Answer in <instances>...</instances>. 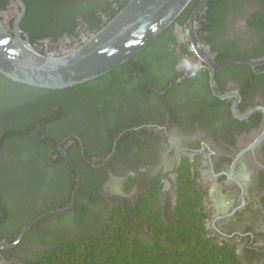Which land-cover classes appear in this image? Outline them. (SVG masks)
<instances>
[{
    "label": "flooded vegetation",
    "instance_id": "af4514ba",
    "mask_svg": "<svg viewBox=\"0 0 264 264\" xmlns=\"http://www.w3.org/2000/svg\"><path fill=\"white\" fill-rule=\"evenodd\" d=\"M200 1L191 0L183 16L156 41L158 47L163 39L161 49L168 52L162 59L166 78L161 90L154 88L157 96L149 93L140 98L148 89L139 90L137 85L129 84L134 76L123 67L104 77L98 86L102 90L96 95L86 94L85 88L81 89L83 95L80 90L71 93L76 98L72 101L90 105V109L80 111L73 106L63 122L57 120V115H50L56 114L51 112L54 110L51 104L43 110L22 100L21 108L13 104L11 107L15 113H22V120L27 123L46 114L32 124L39 130L42 141L40 145L37 141L34 144L40 150L38 164L49 172L70 167L74 182L70 199L61 207L71 201L73 194L76 200L81 170L85 167L102 171L101 178L90 187L97 186L103 205H123L136 212L139 196L153 191V183L158 179L160 194L156 201L160 200V206L168 214L186 188L193 190L201 200L200 204L196 202L202 215L198 219L206 235L213 237L217 245L227 243L241 264H264V0H231L229 12L220 11L212 3L215 0L206 1L194 18L195 35L214 63L233 60L213 69L191 50L189 41L179 42L176 32L180 30L186 37L190 16ZM22 2L27 10V3ZM112 3L114 14L109 19L122 4ZM21 9L17 0H0L2 17L11 31ZM215 12L222 19L219 26L212 21L216 20ZM79 21L82 22L69 25L71 33L39 36L38 48L57 49L75 44L74 40L78 41L91 28L84 22L77 27ZM19 26L30 37L23 19ZM70 34H76L73 40ZM151 75L144 73L148 80L161 79L159 74L155 78ZM114 87L120 88L117 94L114 91L107 94ZM7 93L14 98L11 91ZM163 97L170 102L166 104ZM140 100L147 104L140 105ZM193 107L198 111L192 112ZM54 108L59 110L57 106ZM239 153V161L235 162ZM5 161L10 164V157L7 153L0 154V166ZM92 203L89 214H95L91 208L98 206ZM52 210L55 209L45 213ZM22 218L20 215L3 225L0 244L13 242L34 219L18 233L10 234ZM138 221L141 223V219ZM96 222L103 224L95 218L91 226ZM19 242L0 249V264H25L23 255L15 248ZM31 249L34 251L35 247L32 245Z\"/></svg>",
    "mask_w": 264,
    "mask_h": 264
},
{
    "label": "trees",
    "instance_id": "16d2710c",
    "mask_svg": "<svg viewBox=\"0 0 264 264\" xmlns=\"http://www.w3.org/2000/svg\"><path fill=\"white\" fill-rule=\"evenodd\" d=\"M24 1L27 3V10L23 22L31 33V42L39 46L36 40L39 36L58 35L64 31L71 33L72 27L69 25H76L78 20L86 23L91 29L98 28L103 18L114 14L112 1L123 4L128 0ZM230 1L215 0L212 3H216L220 11L224 9L229 12ZM188 7L189 5L186 9ZM186 9L182 11L178 20ZM214 15L216 20L212 21L219 26L222 19L216 12ZM82 22L79 21L77 27ZM160 38L161 36L124 65L112 70L127 68L134 76L129 84L137 85L139 90L148 89L140 98L148 96L149 93L150 96H157L154 88L161 90L162 80L166 78L165 63L162 59L167 57L168 52L167 49H161L163 39L157 47L156 41L158 42ZM111 72L63 89L33 87L12 81L0 74V109L3 111L0 112V135L5 134L3 137L0 136V139L2 138L0 154L7 153L11 162L9 164L5 161V164L0 166V229L6 222L17 220L22 215L20 224L10 234L18 233L20 228L35 216L63 206L66 200L70 199L74 185L70 167L49 172L40 168L38 164L40 150L34 144L37 141V145H40L42 141L39 130L32 124L44 119L46 114L44 117L35 116L31 123H27L22 120V113L13 111L14 107L21 108L22 100L43 110L51 104L54 105L51 112L55 111L56 114L50 115H57V120L63 122L68 118L70 108L73 106L80 111L90 109V105L81 106L78 101H72L76 98L70 94L80 90V95H83L81 89L85 88L88 89L86 94L96 95L98 90H102L98 88L99 84L103 83L104 77L110 76ZM146 72L154 74V78L159 74L161 79L148 80L144 77ZM117 89L120 88L114 87L107 94L113 91L117 94ZM10 91L14 98L7 93ZM161 99L166 104L170 102L165 97ZM140 102H142V104L138 102L140 105L147 104L141 100ZM135 103L137 105L136 101ZM56 106L59 108L58 111L54 108ZM84 107L86 108L83 109ZM183 110L185 111V108ZM196 110L198 111L193 107L191 111ZM76 150L78 151V146ZM101 172L97 168H82L73 207L66 212L39 220L24 234L15 248L23 255L25 264H241L227 243L217 245L213 237L206 235L198 219L200 213L196 202L200 204L201 200L195 197L193 190L186 188L177 198L169 214L167 209L160 206V200L156 201L160 194L158 179L153 183L155 185L153 191L147 189L150 190L149 193L147 191L139 196L137 212L133 211L134 208L129 210L123 205L109 207L102 204L104 200L98 196L97 186L95 189L90 187L94 181L101 178ZM45 182L58 192L52 195L53 198L46 199L38 190V186ZM131 183L132 180L128 181V185ZM92 202L98 205L91 208L96 211L95 214H89ZM93 216L102 220L103 224L96 222L95 226H91L95 220ZM200 216L202 217L201 214ZM55 221L58 223L56 230L43 226L45 223ZM99 226L101 228L96 230ZM36 236L39 242L33 251L32 240Z\"/></svg>",
    "mask_w": 264,
    "mask_h": 264
},
{
    "label": "water",
    "instance_id": "95a60500",
    "mask_svg": "<svg viewBox=\"0 0 264 264\" xmlns=\"http://www.w3.org/2000/svg\"><path fill=\"white\" fill-rule=\"evenodd\" d=\"M17 1L22 9L15 18L13 31L4 22L0 11V74L12 81L33 87L63 89L101 77L124 65L168 28L174 26L191 0H128L121 4L112 18H103L98 28H89L78 41L75 39V44H64L57 49L43 47L42 50L31 42L29 35L22 32L19 22L25 16L26 10L22 0ZM206 1L201 0L191 14L186 37L180 30L176 32L178 41H189L191 50L213 69V66L222 67L233 60L214 63L209 51L203 49L195 35L194 18ZM69 36L73 40L76 34ZM211 85L214 88L213 76ZM214 91L217 94L216 90ZM231 94L239 95L237 92ZM251 111L252 109L245 115ZM239 156L240 153L235 162L239 161ZM78 181L79 179L76 184ZM74 200L75 194L64 207L32 219L21 229L13 242L0 244V249L19 242L26 231L45 216L71 209Z\"/></svg>",
    "mask_w": 264,
    "mask_h": 264
},
{
    "label": "rangeland",
    "instance_id": "374dc122",
    "mask_svg": "<svg viewBox=\"0 0 264 264\" xmlns=\"http://www.w3.org/2000/svg\"><path fill=\"white\" fill-rule=\"evenodd\" d=\"M38 187H39L38 190H40V193L41 194H43L44 196H46V199L47 198H51L52 195H56L58 193V192H56V190L54 191L52 189L51 185L48 184V183H46V182L43 183L42 185L38 186ZM57 224L58 223L56 221L55 222H50L49 224L48 223L46 224V227L44 225V227L45 228H48L50 230H56L57 229ZM38 240H39V238H37V236L33 238L32 241H33L34 244L32 243V245L34 247H38V242H39Z\"/></svg>",
    "mask_w": 264,
    "mask_h": 264
}]
</instances>
